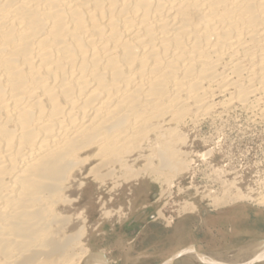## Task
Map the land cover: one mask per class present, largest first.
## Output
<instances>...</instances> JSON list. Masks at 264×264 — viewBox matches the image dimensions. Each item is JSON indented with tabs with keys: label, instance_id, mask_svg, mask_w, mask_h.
I'll list each match as a JSON object with an SVG mask.
<instances>
[{
	"label": "bare ground",
	"instance_id": "obj_1",
	"mask_svg": "<svg viewBox=\"0 0 264 264\" xmlns=\"http://www.w3.org/2000/svg\"><path fill=\"white\" fill-rule=\"evenodd\" d=\"M203 127L264 133V0H0V264H106L70 215L86 180L154 175L171 197L219 155Z\"/></svg>",
	"mask_w": 264,
	"mask_h": 264
},
{
	"label": "rangeland",
	"instance_id": "obj_2",
	"mask_svg": "<svg viewBox=\"0 0 264 264\" xmlns=\"http://www.w3.org/2000/svg\"><path fill=\"white\" fill-rule=\"evenodd\" d=\"M203 132L207 137H215L214 149L223 158L218 155L212 161L198 162L190 174L168 180L174 183L171 197L162 194L167 182L159 176L86 180L83 193L74 197L70 215L75 226L84 228L81 244L93 251V257L103 256L106 264H165L193 242L198 243L199 252L208 253L204 255L237 251L245 245L247 237H236L222 230L212 235L209 228L195 230L193 226L196 216L204 211L214 212L237 204L264 210L258 201L264 194V133L252 130L243 135L228 127L225 136L216 138L213 130L203 127ZM198 143L197 151L210 149ZM144 165L145 161H141L136 168ZM242 193L247 197L240 196ZM224 196L232 199L222 203ZM167 203L166 217L172 215L176 220L172 225L157 218ZM192 203L197 209L177 218L179 209ZM183 220L186 222L179 226ZM169 263L197 264V261L187 255Z\"/></svg>",
	"mask_w": 264,
	"mask_h": 264
},
{
	"label": "crops",
	"instance_id": "obj_3",
	"mask_svg": "<svg viewBox=\"0 0 264 264\" xmlns=\"http://www.w3.org/2000/svg\"><path fill=\"white\" fill-rule=\"evenodd\" d=\"M185 222L186 221L183 220V221H180L178 224L180 226L181 224ZM193 227L195 230L209 228L212 235H215V233L222 230L223 232L230 234V235H234L236 237L237 236L247 237L248 240H244L246 242L245 245L237 248V250H240L246 247L252 248L256 246L257 244L264 243V210L251 206L249 204H237V205L230 206V207H227V208H224L218 211H214V212L204 211L200 215L196 216L195 224ZM167 232L169 231L167 230ZM249 239H253V240H249ZM257 246L264 247V244L257 245ZM255 249L256 248L250 249L248 251H244L242 255H248L252 251H255ZM185 250L186 251L190 250L189 252L191 254L196 253L197 255H201L204 257H211L210 255H204L208 253L199 252L197 242H193L188 247H186ZM227 253L228 252L220 253V254L224 255ZM216 255H219V254H216ZM189 257L194 259L193 255H189ZM198 262L199 261H197V264ZM195 263H196V260H195ZM261 264H264V263H261Z\"/></svg>",
	"mask_w": 264,
	"mask_h": 264
},
{
	"label": "water",
	"instance_id": "obj_4",
	"mask_svg": "<svg viewBox=\"0 0 264 264\" xmlns=\"http://www.w3.org/2000/svg\"><path fill=\"white\" fill-rule=\"evenodd\" d=\"M264 244V243H263ZM263 244H257V245H263ZM256 245V246H257ZM255 247V246H254ZM261 253V252H260ZM183 255V253H181L179 256ZM255 256V257H254ZM253 258L250 260L249 264H255V263H264V254H259L257 253L256 255H254ZM260 256V257H259Z\"/></svg>",
	"mask_w": 264,
	"mask_h": 264
}]
</instances>
